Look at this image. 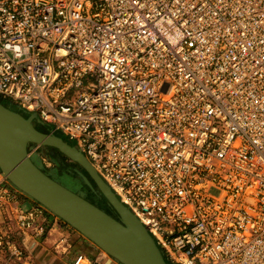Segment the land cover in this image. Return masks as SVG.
<instances>
[{
  "label": "built area",
  "instance_id": "built-area-1",
  "mask_svg": "<svg viewBox=\"0 0 264 264\" xmlns=\"http://www.w3.org/2000/svg\"><path fill=\"white\" fill-rule=\"evenodd\" d=\"M0 97L76 140L167 264H264V0H0ZM50 216L0 173L4 258Z\"/></svg>",
  "mask_w": 264,
  "mask_h": 264
},
{
  "label": "water",
  "instance_id": "water-1",
  "mask_svg": "<svg viewBox=\"0 0 264 264\" xmlns=\"http://www.w3.org/2000/svg\"><path fill=\"white\" fill-rule=\"evenodd\" d=\"M0 102V173L30 199L42 204L54 216L77 230L85 238L121 264H167L147 228L125 206L100 177L80 149L69 146L54 133L38 130L31 117ZM38 123L40 120L36 119ZM30 143L58 149L82 170L75 171L91 189L107 199L117 216L86 198L45 170ZM37 155V156H36ZM38 158V157H37ZM93 182H92V180Z\"/></svg>",
  "mask_w": 264,
  "mask_h": 264
},
{
  "label": "rangeland",
  "instance_id": "rangeland-1",
  "mask_svg": "<svg viewBox=\"0 0 264 264\" xmlns=\"http://www.w3.org/2000/svg\"><path fill=\"white\" fill-rule=\"evenodd\" d=\"M10 103L12 104L11 107L14 108L15 104L12 103V102H10ZM18 111L25 118H29L32 115L30 113L25 112L24 110H19V108H18ZM31 118L33 119V121L35 123L37 121L36 119L38 117L33 116ZM35 127L38 130H40V131H41V129L52 130V125L51 124L46 125V124L38 123L37 125H35ZM55 134L57 136L61 137L64 140V142L66 144H68L69 146L74 147V148H78L77 142H76V140L74 138H72V136H66V135L63 134V132H55ZM29 146L31 147L30 152H34L35 154L38 152L37 155H39V156H37V155L36 156L40 158V161L42 162L45 170L52 171V170H54L56 168L55 170L58 171L57 175L59 177H60V175L63 176L62 177L63 180H67L68 183H71V184L77 183V181H76V179L74 177L75 175L72 174V171H70L71 174L69 173V169L71 168L70 165H75V163H76L75 161L71 160L66 155H64L62 152H60L58 149H56L54 147H51V146H39V145L33 144V143H30ZM92 182H93V180H92ZM73 186L75 188L78 187L77 184H75ZM85 194H86V196L88 195L91 198H93L92 195L96 196L94 193H88L87 192ZM24 206L28 207L29 203L25 202ZM53 218L58 219V221L60 223H62L63 225L69 226L67 223H65L64 221H62L58 217L53 216ZM69 227H71V226H69ZM72 229H74V228H72ZM75 231H77V230H75ZM27 244H28L27 245L28 246L27 247V251H26L27 257L25 259H23L22 261H8V257L4 258V256L1 255V253H0V264H70L69 261L68 262H67V260L65 261L64 260L65 258L61 259L54 252L52 253L51 251H43V250H41L39 248L32 249L33 245L31 244V242H28Z\"/></svg>",
  "mask_w": 264,
  "mask_h": 264
},
{
  "label": "crops",
  "instance_id": "crops-1",
  "mask_svg": "<svg viewBox=\"0 0 264 264\" xmlns=\"http://www.w3.org/2000/svg\"><path fill=\"white\" fill-rule=\"evenodd\" d=\"M54 219L53 216H50L51 221ZM55 225L56 227L54 226L45 237L29 241L33 245L32 249L39 248L43 251L54 252L61 259L65 258L64 260L69 261L70 264L74 256L79 252L88 254L92 258L93 264H121L71 227L62 223ZM61 239H66L68 243L67 247L69 249L67 253H63L58 248V243Z\"/></svg>",
  "mask_w": 264,
  "mask_h": 264
},
{
  "label": "flooded vegetation",
  "instance_id": "flooded-vegetation-1",
  "mask_svg": "<svg viewBox=\"0 0 264 264\" xmlns=\"http://www.w3.org/2000/svg\"><path fill=\"white\" fill-rule=\"evenodd\" d=\"M38 124V122H35V125H37ZM36 159H37V161H40V158L38 157H36ZM70 169H69V173H70V171H72V174H74L75 176V179H76V181H77V183H73V184H71V183H69L74 189H78V190H83L85 193H94L96 196H93L92 195V199H93V201L96 203V204H98L99 206H101L102 208H104L105 210H107L108 212H110L111 214H113V215H115V216H117V213H116V211H115V209L111 206V205H109V203L107 202V199L97 190V186L95 185V183H93L94 184V186H95V188H96V191H94L93 189H91L87 184H85L83 181H82V179L79 177V175L77 174V172L75 171L76 169H80V170H82L85 174H87V172L84 170V169H82L81 167H80V165H78V164H76L75 163V165H70ZM56 169V168H55ZM52 170V171H48L53 177H55L56 179H58V180H60L61 181V178L63 177V176H61L60 175V177L57 175V172L58 171H56V170ZM47 171V170H46ZM71 174V173H70ZM88 175V174H87ZM65 184V183H64ZM75 184H77L78 185V187L77 188H75L73 185H75Z\"/></svg>",
  "mask_w": 264,
  "mask_h": 264
},
{
  "label": "trees",
  "instance_id": "trees-1",
  "mask_svg": "<svg viewBox=\"0 0 264 264\" xmlns=\"http://www.w3.org/2000/svg\"><path fill=\"white\" fill-rule=\"evenodd\" d=\"M0 102L3 103L5 106H8V107H11V105H12L9 101H7V100H5V99H2L1 97H0ZM11 108H13V107H11ZM13 109L18 110V108L15 107V106H14ZM40 129H41V128H40ZM41 131L46 132V133H50V132H51V130H48V129H46V130L41 129ZM61 179H62L61 182L65 183L66 185L71 186V185L68 183L67 180H63V178H61ZM71 187H72V186H71ZM86 198L89 199L90 201L94 202L93 199H92L90 196L87 195ZM106 211H107V210H106ZM107 212H108V211H107ZM108 213H110V212H108ZM110 214H111V213H110Z\"/></svg>",
  "mask_w": 264,
  "mask_h": 264
},
{
  "label": "bare ground",
  "instance_id": "bare-ground-1",
  "mask_svg": "<svg viewBox=\"0 0 264 264\" xmlns=\"http://www.w3.org/2000/svg\"><path fill=\"white\" fill-rule=\"evenodd\" d=\"M55 134V133H54ZM98 173V172H97ZM1 175H2V177H4V178H6V174L5 173H1ZM102 251H104V250H102ZM106 254H107V252L106 251H104ZM108 255V254H107Z\"/></svg>",
  "mask_w": 264,
  "mask_h": 264
}]
</instances>
